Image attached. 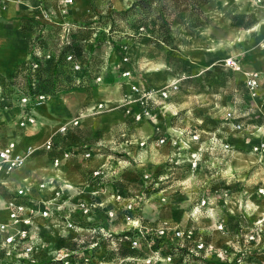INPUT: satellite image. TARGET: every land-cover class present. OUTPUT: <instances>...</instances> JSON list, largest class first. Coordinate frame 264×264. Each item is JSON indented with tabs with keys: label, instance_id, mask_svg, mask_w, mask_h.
<instances>
[{
	"label": "rangeland",
	"instance_id": "obj_1",
	"mask_svg": "<svg viewBox=\"0 0 264 264\" xmlns=\"http://www.w3.org/2000/svg\"><path fill=\"white\" fill-rule=\"evenodd\" d=\"M94 1L90 9L81 3L65 17H58L85 24L88 28L82 36L89 37L92 27L96 28L99 38L88 64L90 77L80 88L59 89L50 95L45 102L48 110L64 117L92 102L102 101L110 107L85 117L91 120L83 119L81 133L92 140L106 138L109 144L104 149L113 155L109 161L124 167L119 183L125 196L146 193L139 211L142 221L202 228L221 216L227 230H211L205 236L215 246L241 243L251 228H264L253 227L264 217V193L260 192L264 189V154L252 150L255 143L264 141V101L252 100L242 85L244 72L264 75V3L207 0L201 5L204 24L193 27L181 5L175 6L172 0ZM161 6L169 23V44L154 38ZM142 22L146 26L138 27ZM56 34V30L48 31L47 47L54 45ZM124 45L129 55L124 66L142 83L162 85L178 79V89L165 101L167 105L154 110L159 131L196 129L201 135L197 143L184 138L186 143L158 146L151 120L133 122L122 108L115 107L126 90L119 76ZM229 57L237 61L239 70L225 66ZM98 71L105 80L96 85L92 79ZM228 111L242 122L240 131L230 128L225 118ZM134 136H149L147 146L131 145L123 151L122 138L132 140ZM224 143L230 145L226 151ZM199 146L201 163L192 169L190 154ZM143 174L149 175L147 183L141 181ZM203 196H209L210 203L200 208L193 222L191 212ZM208 208H212L207 211L210 216L205 213ZM230 212L235 216L230 217ZM257 239L255 243L264 245V236Z\"/></svg>",
	"mask_w": 264,
	"mask_h": 264
},
{
	"label": "built area",
	"instance_id": "obj_2",
	"mask_svg": "<svg viewBox=\"0 0 264 264\" xmlns=\"http://www.w3.org/2000/svg\"><path fill=\"white\" fill-rule=\"evenodd\" d=\"M5 1L24 4L31 11L27 22L34 32L29 39L28 61L32 60V70L41 61L43 65L46 61L56 63L62 58L68 67L67 85L72 88L83 86L90 77L88 64L99 33L92 27L94 30L89 37L76 38L78 31L83 32L88 27L64 17L71 8H77L81 3L90 9L95 1ZM256 1L264 3V0ZM59 15L64 17L58 18ZM50 29L56 30L57 34L53 38L54 45L47 47ZM125 48V45L122 46L123 66L119 69V76L126 90L115 107L122 108L133 122L151 120L156 131L153 139L158 146H176L183 143L184 138L197 143L201 135L196 129L181 128L179 131L162 133L157 125L154 110L167 105L165 101L178 89V79L162 85L142 83L129 67L124 66L129 62ZM34 57L40 58L39 61L33 60ZM225 66L239 70L233 57L226 59ZM30 79L29 89L34 92L32 96L20 91L19 96L14 98L11 94H5L8 85L0 88V109L17 107L20 112L17 126L20 129L36 123L35 107L49 98L48 94L39 90L36 77ZM92 80L97 85L103 84L105 79L98 71ZM262 84L264 75L260 72H244L243 86L252 100L257 98L264 101ZM108 109L110 107L102 101L84 106L74 117L60 123L39 146L27 145L17 149L14 140H5L0 136V264H94L97 261L103 264H264V245L255 243L258 237L264 236V228H251L241 243L228 242L215 246L207 242L205 236L211 230H227V222L221 216L211 222L210 227L202 228L193 224L182 226L178 223L152 224L142 221L139 211L146 193L125 196L119 183V175L124 167H116L109 161L113 160V155L104 149L109 144L106 138L92 140L81 133L85 117ZM225 118L232 130L242 129V122L236 119L234 112H226ZM149 138H122L120 146L123 145L125 152L131 145L142 149L147 146ZM211 139L216 140L215 136ZM229 146L224 143V150ZM201 150L199 146L190 154L192 169L201 163ZM252 150L264 154V141L255 143ZM37 152L48 156L50 174L33 172L23 176L21 182H13L10 176L23 169ZM93 157L102 158V162L95 167H81L77 182L71 181L61 167L67 160L85 163ZM148 180L149 175L143 174L141 181L147 183ZM214 192H218V189ZM260 192L264 193V189ZM210 200L209 196L201 197L199 206L191 212V221L201 207L206 209ZM211 209L205 210L208 216L207 211ZM230 214V217L235 216L232 212ZM258 225H264V217L253 223V227ZM125 249L132 253L122 254ZM104 251L107 253L103 254Z\"/></svg>",
	"mask_w": 264,
	"mask_h": 264
},
{
	"label": "crops",
	"instance_id": "obj_3",
	"mask_svg": "<svg viewBox=\"0 0 264 264\" xmlns=\"http://www.w3.org/2000/svg\"><path fill=\"white\" fill-rule=\"evenodd\" d=\"M35 1L28 0L31 3ZM29 16H31V11L24 4L0 0V88L4 85V81L13 75L17 66L29 58V39L34 36L33 29L27 22ZM94 103L97 102L87 105ZM83 107L84 105L73 115L60 117L52 114L48 110V104L43 103L42 106L35 107L36 123L25 129L17 126L20 114L17 107L0 109V136H3L5 140H14L17 143V149H23L27 145L39 146L60 123L74 117ZM90 120V118L84 119V121ZM101 162L102 158L98 157H93L85 162L86 164L73 159L64 161L61 167L71 181L77 182L81 167L86 165L95 167ZM49 167H51V162L48 156L37 152L26 162L23 169L15 172L10 178L13 182L19 183L23 176L33 172L50 174Z\"/></svg>",
	"mask_w": 264,
	"mask_h": 264
},
{
	"label": "trees",
	"instance_id": "obj_4",
	"mask_svg": "<svg viewBox=\"0 0 264 264\" xmlns=\"http://www.w3.org/2000/svg\"><path fill=\"white\" fill-rule=\"evenodd\" d=\"M207 0H172L175 6H180L181 11L186 12V18L191 26H199L204 24L202 17V3ZM144 0H141L140 3H143ZM159 23L157 25V30L154 31V38L159 42L164 44H169L170 35H169V23L164 16L163 7L158 10V16L156 18ZM146 26L145 22H142L138 25V27ZM76 38H80L82 36L81 31L76 33ZM40 58L34 57L33 60L39 61ZM32 60H26L19 64L11 77L4 81V85H8L6 87L7 93L6 95L11 94L14 98L18 97L21 92L28 93V95H33V91L29 89L30 78L32 76L36 77L39 85V90L45 92L49 96L54 94L59 89H71L69 85L66 83L67 78V65L63 61L62 58H59L56 63L53 60H49L44 62L42 65V61L39 62V66L32 70L31 66ZM20 78L23 80L20 81ZM243 85V84H242ZM64 86V87H63ZM107 251H104L103 254H106ZM129 254L132 253L128 249H125L121 252ZM264 258V257H262ZM96 264V263H94Z\"/></svg>",
	"mask_w": 264,
	"mask_h": 264
},
{
	"label": "bare ground",
	"instance_id": "obj_5",
	"mask_svg": "<svg viewBox=\"0 0 264 264\" xmlns=\"http://www.w3.org/2000/svg\"><path fill=\"white\" fill-rule=\"evenodd\" d=\"M42 105V103H40L38 106H41Z\"/></svg>",
	"mask_w": 264,
	"mask_h": 264
}]
</instances>
